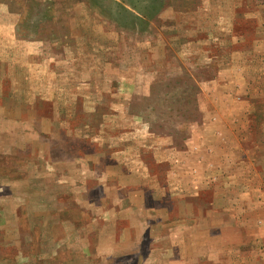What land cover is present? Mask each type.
<instances>
[{
    "label": "rangeland",
    "instance_id": "1",
    "mask_svg": "<svg viewBox=\"0 0 264 264\" xmlns=\"http://www.w3.org/2000/svg\"><path fill=\"white\" fill-rule=\"evenodd\" d=\"M0 264H264V0H0Z\"/></svg>",
    "mask_w": 264,
    "mask_h": 264
}]
</instances>
